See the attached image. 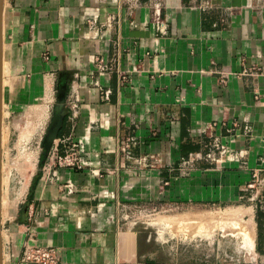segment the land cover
<instances>
[{"label": "crops", "instance_id": "0c3cea01", "mask_svg": "<svg viewBox=\"0 0 264 264\" xmlns=\"http://www.w3.org/2000/svg\"><path fill=\"white\" fill-rule=\"evenodd\" d=\"M2 19L4 104L19 109L46 82L63 91L54 142L75 164L30 177L4 221L0 209L1 263L34 264L21 260L33 245L55 264H185L138 255L119 209L138 194L238 195L249 172L234 163L182 167L213 134L251 167L264 159V0H4Z\"/></svg>", "mask_w": 264, "mask_h": 264}, {"label": "rangeland", "instance_id": "374dc122", "mask_svg": "<svg viewBox=\"0 0 264 264\" xmlns=\"http://www.w3.org/2000/svg\"><path fill=\"white\" fill-rule=\"evenodd\" d=\"M45 86L34 101L17 105L19 109H14L13 102L4 104L1 92V175L8 177V182L2 183L1 197H6L0 205L2 221L8 217L6 212L11 216L17 198L29 188L30 177L54 167L72 166L57 163V156L65 153H58L55 138H51L61 109L58 93L62 91L53 86L51 94V86L47 82ZM229 139L209 145L201 158L182 167L222 168L234 163L236 169L249 172L238 195L205 205H173L156 197L145 201L140 194L122 201L118 222L122 230L134 232L138 255L159 263L216 260L217 264H264V159L259 158L258 166L251 167L247 149L232 146L233 138ZM252 238L250 253L247 249Z\"/></svg>", "mask_w": 264, "mask_h": 264}, {"label": "built area", "instance_id": "2783aa9c", "mask_svg": "<svg viewBox=\"0 0 264 264\" xmlns=\"http://www.w3.org/2000/svg\"><path fill=\"white\" fill-rule=\"evenodd\" d=\"M101 66L103 68L105 64L101 63ZM220 140L221 139L219 135L213 134L208 141L203 143L200 149L188 153L186 157L182 159L181 163L183 165H186V164L192 163L198 158H201L202 155L205 153V151L209 148V145L211 144L215 145L218 142H220ZM227 140L231 141V139H227ZM127 153L129 154V152ZM72 159L73 158L70 157L68 154H65L63 157L58 155L57 163L59 165H63V164L74 165L75 162ZM21 260L24 262H31L34 264H55L56 263V253H55V250L51 247L26 245L23 249Z\"/></svg>", "mask_w": 264, "mask_h": 264}, {"label": "water", "instance_id": "95a60500", "mask_svg": "<svg viewBox=\"0 0 264 264\" xmlns=\"http://www.w3.org/2000/svg\"><path fill=\"white\" fill-rule=\"evenodd\" d=\"M3 6H4V0H0V121H1V101H2V96H1V92H2V12H3ZM63 96H64V92H60V94L58 95V101L60 102L58 107L62 106V101H63ZM58 111V109H56ZM57 120L54 124V126L51 129V138H56V133L58 128L61 125V119H59L58 115H57ZM1 154V152H0ZM0 170H1V161H0ZM1 174V171H0ZM0 194H1V180H0ZM1 198V196H0ZM1 242V241H0ZM0 264L1 263V245H0Z\"/></svg>", "mask_w": 264, "mask_h": 264}, {"label": "trees", "instance_id": "16d2710c", "mask_svg": "<svg viewBox=\"0 0 264 264\" xmlns=\"http://www.w3.org/2000/svg\"><path fill=\"white\" fill-rule=\"evenodd\" d=\"M64 121H65V117L63 118V121H62V123H61V125H60V127H59V129H61V127L63 126V124H64ZM60 133V130L58 131V134Z\"/></svg>", "mask_w": 264, "mask_h": 264}, {"label": "bare ground", "instance_id": "6f19581e", "mask_svg": "<svg viewBox=\"0 0 264 264\" xmlns=\"http://www.w3.org/2000/svg\"><path fill=\"white\" fill-rule=\"evenodd\" d=\"M1 64H2V62H1ZM46 87V86H45ZM48 87V86H47ZM47 89V88H46ZM7 175V174H6ZM3 182H5L4 181V178H3V180H2ZM25 185V184H24ZM7 203H8V201H7ZM0 205H1V201H0ZM9 213V212H8ZM9 215H10V213H9ZM6 216H8V215H6Z\"/></svg>", "mask_w": 264, "mask_h": 264}]
</instances>
